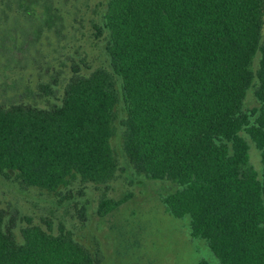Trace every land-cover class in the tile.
<instances>
[{
    "label": "trees",
    "instance_id": "trees-1",
    "mask_svg": "<svg viewBox=\"0 0 264 264\" xmlns=\"http://www.w3.org/2000/svg\"><path fill=\"white\" fill-rule=\"evenodd\" d=\"M104 18L127 157L178 186L162 198L166 211L189 218L218 264H264V0H108ZM113 73L75 76L51 109L0 104V171L50 192L75 179L109 183L119 168ZM251 89L258 105L245 109ZM129 197L102 199L99 216ZM14 227L0 209V264H97L63 227L26 226L21 240Z\"/></svg>",
    "mask_w": 264,
    "mask_h": 264
},
{
    "label": "rangeland",
    "instance_id": "rangeland-1",
    "mask_svg": "<svg viewBox=\"0 0 264 264\" xmlns=\"http://www.w3.org/2000/svg\"><path fill=\"white\" fill-rule=\"evenodd\" d=\"M107 2L0 0V104L51 109L61 104L75 76L99 68L113 73L104 18ZM113 77L120 98L111 139L119 164L115 177L107 184L75 179L50 192L23 184L14 171H0V209L14 221L18 240L26 226L53 234L63 227L92 252L97 264H218L206 240L191 236L189 218L166 211L162 198L178 186L148 179L127 157L123 84L118 75ZM257 105L251 89L244 107ZM242 135L250 145V161L261 173L260 151ZM128 195L117 210L99 216L102 199Z\"/></svg>",
    "mask_w": 264,
    "mask_h": 264
}]
</instances>
